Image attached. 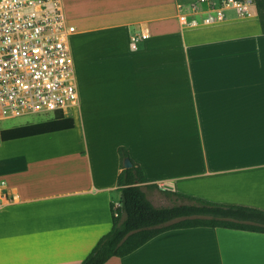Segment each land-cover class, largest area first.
<instances>
[{"label":"crops","instance_id":"obj_1","mask_svg":"<svg viewBox=\"0 0 264 264\" xmlns=\"http://www.w3.org/2000/svg\"><path fill=\"white\" fill-rule=\"evenodd\" d=\"M60 1L75 26L73 127L0 141V264H79L110 230L111 205L120 207L118 146L146 185L264 210L255 5L188 25L178 4L190 0ZM141 28L148 36L133 48ZM103 264H264V233L175 229Z\"/></svg>","mask_w":264,"mask_h":264},{"label":"built area","instance_id":"obj_2","mask_svg":"<svg viewBox=\"0 0 264 264\" xmlns=\"http://www.w3.org/2000/svg\"><path fill=\"white\" fill-rule=\"evenodd\" d=\"M253 5V0H190L187 6L178 4L179 21L190 25L201 16V23H215L227 9L241 16ZM74 31L60 0H0V120L66 115L77 106ZM147 36L139 29L130 37L131 47Z\"/></svg>","mask_w":264,"mask_h":264},{"label":"trees","instance_id":"obj_3","mask_svg":"<svg viewBox=\"0 0 264 264\" xmlns=\"http://www.w3.org/2000/svg\"><path fill=\"white\" fill-rule=\"evenodd\" d=\"M258 25L264 34V0H253ZM73 127L71 117L55 112L46 119L14 125L0 130V141ZM121 171L117 175L120 207L111 205L112 225L79 264H103L112 256H126L153 237L175 229L191 227H221L233 230L264 233V210L214 203L198 197L161 190L157 185H146L143 170L129 155L125 146H118ZM129 158L131 167H123ZM157 188L172 204L156 206L143 187Z\"/></svg>","mask_w":264,"mask_h":264},{"label":"rangeland","instance_id":"obj_4","mask_svg":"<svg viewBox=\"0 0 264 264\" xmlns=\"http://www.w3.org/2000/svg\"><path fill=\"white\" fill-rule=\"evenodd\" d=\"M135 32H137V30H135ZM71 110H69V114L73 112ZM47 116L49 115H27V116H22V117L0 120V129L9 128L14 125H20V124L31 123V122H36V121L38 122L40 120L46 119ZM77 121L79 122L78 119ZM155 195H156V198L153 197V199L157 204H160V203L161 204H172V202L168 198H166L163 194L155 193Z\"/></svg>","mask_w":264,"mask_h":264},{"label":"water","instance_id":"obj_5","mask_svg":"<svg viewBox=\"0 0 264 264\" xmlns=\"http://www.w3.org/2000/svg\"><path fill=\"white\" fill-rule=\"evenodd\" d=\"M122 164H123L124 168H129L132 165L131 161L129 160V158H124Z\"/></svg>","mask_w":264,"mask_h":264}]
</instances>
